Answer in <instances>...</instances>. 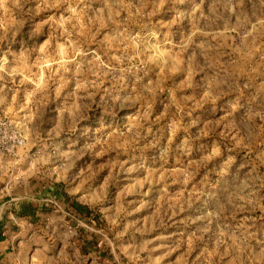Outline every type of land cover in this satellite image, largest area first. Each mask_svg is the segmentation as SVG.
Segmentation results:
<instances>
[{"label":"rangeland","instance_id":"374dc122","mask_svg":"<svg viewBox=\"0 0 264 264\" xmlns=\"http://www.w3.org/2000/svg\"><path fill=\"white\" fill-rule=\"evenodd\" d=\"M0 128V264H264V0H0Z\"/></svg>","mask_w":264,"mask_h":264},{"label":"trees","instance_id":"16d2710c","mask_svg":"<svg viewBox=\"0 0 264 264\" xmlns=\"http://www.w3.org/2000/svg\"><path fill=\"white\" fill-rule=\"evenodd\" d=\"M12 207L11 210L12 212L19 217H35L38 208L36 205H34L33 202L27 201V200H21L18 202H11ZM70 210L80 216V217H85L89 216L90 212L87 206L81 205L78 203L71 202L70 204Z\"/></svg>","mask_w":264,"mask_h":264},{"label":"crops","instance_id":"0c3cea01","mask_svg":"<svg viewBox=\"0 0 264 264\" xmlns=\"http://www.w3.org/2000/svg\"><path fill=\"white\" fill-rule=\"evenodd\" d=\"M8 163L7 159L6 158H3V156L0 157V171H1V168L3 166H5L6 164ZM15 191L13 192V194H11L7 200H6V197H4V201L2 202V206L0 207V228H2L1 226L3 225V220L6 219L7 215H5V212L7 211L6 209V206L8 205V201L9 200H15V199H19V196L15 197ZM17 195V194H16ZM16 202V201H15ZM16 217H19V216H16ZM31 218V217H30ZM4 227V225H3Z\"/></svg>","mask_w":264,"mask_h":264},{"label":"built area","instance_id":"2783aa9c","mask_svg":"<svg viewBox=\"0 0 264 264\" xmlns=\"http://www.w3.org/2000/svg\"><path fill=\"white\" fill-rule=\"evenodd\" d=\"M12 142V136L5 134V132L0 128V155L4 151L10 150Z\"/></svg>","mask_w":264,"mask_h":264}]
</instances>
